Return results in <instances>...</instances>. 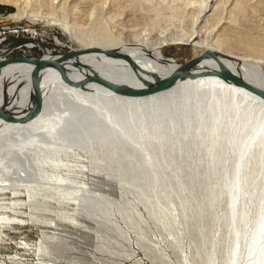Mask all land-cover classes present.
<instances>
[{
    "label": "bare ground",
    "instance_id": "obj_1",
    "mask_svg": "<svg viewBox=\"0 0 264 264\" xmlns=\"http://www.w3.org/2000/svg\"><path fill=\"white\" fill-rule=\"evenodd\" d=\"M5 1L20 6L13 17L34 22L51 19L62 24L80 43L75 50L94 51L60 62L70 83L64 81L55 66L41 70L42 108L36 116L24 122L0 116V193L13 190L17 196L24 191L33 198L42 189L63 188L59 191L65 192L66 200L59 199L67 204L75 202L71 188L84 185L82 175L100 170L116 171L142 187L145 193L153 191L161 179L159 174L166 171L175 176L186 174L190 187L205 189L218 178V169L195 161L174 160L172 156L178 157L180 146L167 139L176 135L183 141H191L185 149L191 154L202 145V138L214 140L221 125L227 124L220 115L223 118L222 114L228 113L229 108L234 109L232 114L238 119L233 121V137L227 143L226 155L235 173L234 186H241L243 166L255 152L264 151V97L218 76L181 77L162 92L142 98L118 95L92 80L79 84L87 75L99 74L122 84L146 87L178 65L174 59L163 56V45L185 41L217 53L232 72L264 90V0H173L174 5L158 0ZM162 19L177 22V30L154 36L148 33ZM61 55L48 53L41 57ZM32 66L30 62H12L0 68V108L4 114L21 116L31 106ZM205 67L216 68L217 64L206 57L189 71ZM137 136L146 139L141 143L152 155L170 157L155 162L156 165L152 162L149 164L152 169L144 166L147 160L136 149L140 146ZM149 136L162 140L153 137L155 140L150 142ZM233 141L240 143L238 149ZM3 167L12 168L13 172L3 173ZM93 181L96 183L97 178L89 182ZM99 182L108 184L107 179ZM262 208L261 217L246 238L244 249L241 248L243 253L235 264H264V205ZM6 209L0 206V212ZM110 215L117 223L112 222L113 231L127 243L128 256L133 258L136 251L129 232L115 214ZM5 220L8 218L0 214V221ZM50 245L51 242L40 244L39 251H46ZM51 260L50 264L59 262ZM134 263L144 264V261L139 259Z\"/></svg>",
    "mask_w": 264,
    "mask_h": 264
},
{
    "label": "rangeland",
    "instance_id": "obj_2",
    "mask_svg": "<svg viewBox=\"0 0 264 264\" xmlns=\"http://www.w3.org/2000/svg\"><path fill=\"white\" fill-rule=\"evenodd\" d=\"M158 1L176 4L173 0V3L170 0ZM18 7L17 4L0 0V39L6 36L5 40L0 41V58L62 54L80 47V43L60 23L51 19L34 22L13 17ZM167 20L162 19L158 26L148 29V33L154 36L177 30V22ZM230 49L234 51L233 46ZM203 50V45L185 41L168 42L161 48L165 58H172L178 64ZM229 109L228 113L221 112L224 117L220 115V119H226L227 124L232 122V125L229 124L231 127L221 125L212 142L202 138V145L194 148L191 154L185 151L188 147L186 143L191 141H183L176 135L166 138L180 146L178 157L171 155L174 160L195 161L218 169V178L210 187L206 185L205 189L190 187L186 174L175 176L166 171L159 174L161 179L153 191L145 193L142 187L122 178L116 171L100 170L95 173L86 171L82 175V178L85 177L81 181L84 185L71 188L75 193L72 194L75 202L67 204L62 203L66 202L63 201L65 192L62 194L63 191H59L63 188L51 191L42 189L39 190L42 193L33 198L23 190L17 196H14L13 190L0 193V206L8 207L6 212H0L8 218L0 221V264H50L52 258L58 260V264H135V260L139 259L144 264L238 262V257L243 253V244L259 221L264 205V167L261 168L264 151L255 152L245 163L239 183L241 186L235 187V173L229 167L230 159L226 154L227 143L231 142L229 138L233 137L232 126L238 117L234 118V109ZM153 137H148L150 142L162 140L158 136ZM137 138L140 146L136 149L147 160L144 166L150 168L152 162L166 161L170 157L166 154L152 155L141 143L146 139ZM234 143L238 149L240 143ZM121 156L119 154L117 158ZM84 158L87 160L86 156ZM117 158L116 164L119 161ZM2 172H13V169L3 167ZM94 178H97L96 183L89 182ZM99 179H107L108 184L102 185ZM55 198H58V202ZM31 208L36 211L33 213ZM112 213L132 238L136 251L133 258L128 256L127 243L113 231L112 222L115 220L110 215ZM46 242H51V245L40 252V244Z\"/></svg>",
    "mask_w": 264,
    "mask_h": 264
},
{
    "label": "water",
    "instance_id": "obj_3",
    "mask_svg": "<svg viewBox=\"0 0 264 264\" xmlns=\"http://www.w3.org/2000/svg\"><path fill=\"white\" fill-rule=\"evenodd\" d=\"M90 51H94V49L92 50L91 48V50L89 49L88 51L82 49L64 51L60 58H44L41 56L34 57V56L21 55L10 58L5 57L3 59H0V68L12 62H30L33 64L30 73L32 91H33L31 106L29 107L28 110H26V112L23 115L17 117L4 114L1 111L2 108H0V114H1L0 116H3L7 120L15 121V122L16 121L24 122L29 120L31 117L36 116L41 111L42 108V93L40 89L41 70L46 67L55 66L60 71V74L62 78H64V81L66 80L67 83H70V81H68L65 78V72L61 69L60 62L72 56L88 53ZM206 57H211L216 62L217 67L216 68L205 67L195 72L189 71L190 68L200 64ZM130 64L132 67L136 68L135 64L131 60H130ZM207 76H218L225 81L235 83L253 92L254 94L264 97V90L246 82L242 77L232 72L231 69L224 63L222 58L217 53L210 50H204L201 53L186 60L185 62L176 65V68L173 71H171L167 76H165L164 78H158L154 80V82H152L150 85L143 88L122 84L120 82L111 80L99 74L87 75L85 79L80 82L79 85L92 80V81L100 82L110 91L118 95L130 97V98H142L145 96L162 92L163 90L172 86L175 83V81L181 77L196 78V77H207Z\"/></svg>",
    "mask_w": 264,
    "mask_h": 264
},
{
    "label": "built area",
    "instance_id": "obj_4",
    "mask_svg": "<svg viewBox=\"0 0 264 264\" xmlns=\"http://www.w3.org/2000/svg\"><path fill=\"white\" fill-rule=\"evenodd\" d=\"M29 32H30V30H29ZM2 39L5 40V39H6V36H4ZM2 39H0V41H1ZM31 41H32V39H31ZM31 41H30V42H31ZM33 42H35V40H34ZM33 46H34V44L31 45V47H33Z\"/></svg>",
    "mask_w": 264,
    "mask_h": 264
}]
</instances>
